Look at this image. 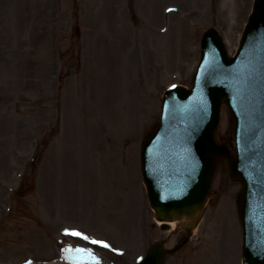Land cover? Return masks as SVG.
Segmentation results:
<instances>
[{
	"label": "rangeland",
	"instance_id": "374dc122",
	"mask_svg": "<svg viewBox=\"0 0 264 264\" xmlns=\"http://www.w3.org/2000/svg\"><path fill=\"white\" fill-rule=\"evenodd\" d=\"M253 2L0 0V264L133 262L169 236L142 179V140L164 91L191 85L203 31L217 28L234 54ZM219 137L234 155L226 107ZM241 189L219 161L194 235L166 264H204L214 245L223 264H242ZM66 240L85 256L65 255Z\"/></svg>",
	"mask_w": 264,
	"mask_h": 264
},
{
	"label": "water",
	"instance_id": "95a60500",
	"mask_svg": "<svg viewBox=\"0 0 264 264\" xmlns=\"http://www.w3.org/2000/svg\"><path fill=\"white\" fill-rule=\"evenodd\" d=\"M191 90L166 92L160 123L145 137L142 174L159 220H179L189 231L212 194L217 164L224 160L243 189L244 264H264V0H255L235 58L211 28ZM230 110L237 156L218 138L222 105ZM163 227H167L163 225ZM162 242L139 264H164Z\"/></svg>",
	"mask_w": 264,
	"mask_h": 264
},
{
	"label": "bare ground",
	"instance_id": "6f19581e",
	"mask_svg": "<svg viewBox=\"0 0 264 264\" xmlns=\"http://www.w3.org/2000/svg\"><path fill=\"white\" fill-rule=\"evenodd\" d=\"M141 210V206L140 205H136L135 207V212H137V214L140 212ZM142 212L141 211V214H140V224H142L143 222V215H142ZM224 220L227 222L226 218H224ZM131 226H127V228H129L131 231L132 228H134V225L132 224V221L128 222ZM167 223H169V225H171L172 227H174L175 225H177V222L176 221H167ZM226 226V225H225ZM219 236H217L216 239H218ZM218 243L221 247L224 246V239L220 238L218 239ZM216 244V243H215ZM220 250L217 249L216 245H214V249L212 251V255L211 256H208L206 255L205 259H204V264H223V260H222V257L221 255L219 254ZM206 254H210L209 251L206 253Z\"/></svg>",
	"mask_w": 264,
	"mask_h": 264
},
{
	"label": "snow or ice",
	"instance_id": "6c2138e0",
	"mask_svg": "<svg viewBox=\"0 0 264 264\" xmlns=\"http://www.w3.org/2000/svg\"><path fill=\"white\" fill-rule=\"evenodd\" d=\"M67 234H70V235H73V236H82L81 233L79 232H76V231H72L70 233H67ZM84 239H88L87 237H83ZM90 243L92 244H100L101 246L103 247H107L108 245L102 241H96V240H91Z\"/></svg>",
	"mask_w": 264,
	"mask_h": 264
}]
</instances>
